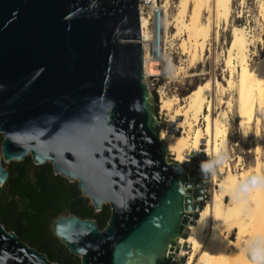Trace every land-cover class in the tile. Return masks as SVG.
<instances>
[{
	"label": "water",
	"instance_id": "water-1",
	"mask_svg": "<svg viewBox=\"0 0 264 264\" xmlns=\"http://www.w3.org/2000/svg\"><path fill=\"white\" fill-rule=\"evenodd\" d=\"M139 0H0L3 165L31 156L78 183L106 227L60 214L53 234L82 264L175 261L206 204L205 159L170 162L145 81ZM0 264H60L0 222Z\"/></svg>",
	"mask_w": 264,
	"mask_h": 264
},
{
	"label": "bare ground",
	"instance_id": "bare-ground-1",
	"mask_svg": "<svg viewBox=\"0 0 264 264\" xmlns=\"http://www.w3.org/2000/svg\"><path fill=\"white\" fill-rule=\"evenodd\" d=\"M233 1L178 0L176 14L172 19L168 17L166 22L168 28L170 26L176 28V33L170 35L168 31L166 44L178 36H186L182 38L180 44L182 53H189L190 59L198 60L199 55L209 47L208 41L214 39L217 34L219 10L230 14ZM243 3L245 0H242ZM206 6L209 8L208 15L204 22H200L199 13ZM261 6L264 10V1L261 2ZM141 24H146L144 18L141 19ZM230 30L231 40L226 50L230 76L223 79L227 82L228 88L237 93L240 133L248 136L256 125L254 164L239 168L241 157H238L236 165L230 158L221 161L222 153L228 148L229 110H232L234 101L223 99L222 102L227 103L229 110L217 107L215 91L221 87L219 81L207 79L198 84L185 97L184 103L176 95L167 97L164 91L161 95L163 101L160 109L169 110L170 121L177 124L170 132L161 131V139L167 145L169 153L174 155V160L190 164L194 158L190 153L193 151L197 134L195 127L203 115L206 136L203 153L213 162L211 182L215 188L212 199L206 202L198 218L186 227L187 237L184 242H180L181 255L187 248H192L188 264H264L263 120L257 114L258 105H264V56L259 54L258 49L252 53L251 47L256 46L257 41L246 25L235 24ZM258 55V59L252 63L253 56ZM150 60L155 63L153 71L155 76L163 73L159 67L160 63L145 55L143 56L145 80L149 76L146 62ZM226 88L224 87V90ZM233 231L236 232V239L230 237ZM250 249L254 254L252 258L249 254Z\"/></svg>",
	"mask_w": 264,
	"mask_h": 264
},
{
	"label": "rangeland",
	"instance_id": "rangeland-1",
	"mask_svg": "<svg viewBox=\"0 0 264 264\" xmlns=\"http://www.w3.org/2000/svg\"><path fill=\"white\" fill-rule=\"evenodd\" d=\"M264 0H245V3L242 4V0H234L231 5L230 14L229 12L224 10H219L218 12V20L219 26L216 28L217 34L214 39H210L208 41V48L204 50L201 55H199L198 60L190 59L191 57L189 53L183 54L180 44L182 42V38L184 39L186 36H178L177 38L169 41L168 48L166 50V59L164 61L163 75L160 78L159 84L165 87V90L162 89L169 96H178L182 99L184 103L185 97L200 83L204 82L207 79H212L215 82L219 81L221 83V87L216 89L215 91V104L219 109H227V103H223V99L225 101L231 100L234 101V106L231 107L230 111V125H229V138H228V148L227 151L222 153L221 161L224 159H233L232 162L234 165L238 164V157L242 158L241 165H252L255 162V148L257 141V130L256 125L252 129V133L250 135H242L240 133V129L238 126L239 114L237 109V93L235 90L228 88L227 82L224 80L230 76V67L227 66L226 57H227V44L231 40V28L233 25L238 26H247L249 30H251V35L257 41L256 46L251 47L252 53L255 50H259V54L264 56V10L261 6V2ZM170 10H169V18L172 19L177 11V3L178 0H169ZM208 6L204 8L202 12L199 13V21L204 22L206 16L208 15ZM170 35H174L176 33V28L174 26H170ZM260 41V42H259ZM188 54V55H187ZM258 56H253L252 63H254ZM196 62V64L194 63ZM149 70L148 75H155L153 72L155 70V63L153 60L146 62ZM179 67H182L180 69ZM159 68V67H158ZM179 68V69H178ZM238 76V73H236ZM225 77V78H224ZM224 78V79H223ZM223 84V85H222ZM223 87V88H222ZM224 87L226 88L224 90ZM223 89V90H222ZM220 90V91H218ZM222 90V91H221ZM224 91V93H223ZM221 93V94H220ZM156 97V96H155ZM162 98L158 99L157 106V119L161 124V131L170 132L172 129L176 128L177 124L170 121L171 113L169 110H161L160 107L162 105ZM165 101V99H164ZM230 108V109H231ZM257 114L262 118V128H263V136H262V144L264 145V105H258ZM197 134L194 139L193 151H189L191 156L194 155V158L198 160H204L206 163L207 170H203L202 172H206L208 174L209 186L206 191V201H210L212 199V193L215 188V185L211 182V172L213 167V162L211 158H207L203 153V147L206 143V136L204 134L205 129V121L204 116L201 115L200 120L198 121L196 127ZM204 138V139H203ZM164 142V141H163ZM168 160L170 162H175L174 155H168ZM192 161L190 162V164ZM245 163V164H244ZM9 164V163H7ZM7 168V167H6ZM8 169V168H7ZM2 188H0V191ZM83 194V193H82ZM84 198L90 199L87 196L83 195ZM90 204L92 201L90 199ZM93 205V204H92ZM109 204H104V206ZM103 206V207H104ZM110 206V205H109ZM97 211V210H96ZM232 239H236V232L233 231L230 234ZM25 242V241H24ZM187 252V254H186ZM192 252V248H187L183 255L178 254L176 259L177 262H183V264H188L189 256ZM189 253V254H188ZM250 257H254L252 249L249 250Z\"/></svg>",
	"mask_w": 264,
	"mask_h": 264
},
{
	"label": "trees",
	"instance_id": "trees-1",
	"mask_svg": "<svg viewBox=\"0 0 264 264\" xmlns=\"http://www.w3.org/2000/svg\"><path fill=\"white\" fill-rule=\"evenodd\" d=\"M158 102V98L156 97ZM3 136L0 135V147ZM3 165L9 170L0 191V222L38 251L60 264H82L81 258L53 234L51 224L60 214L95 219L100 229L107 225L111 207L96 211L85 199L77 181L55 174L51 163L34 164L32 157ZM264 262V256H263Z\"/></svg>",
	"mask_w": 264,
	"mask_h": 264
},
{
	"label": "built area",
	"instance_id": "built-area-1",
	"mask_svg": "<svg viewBox=\"0 0 264 264\" xmlns=\"http://www.w3.org/2000/svg\"><path fill=\"white\" fill-rule=\"evenodd\" d=\"M140 1V22L144 18L146 24L142 25V40L144 56L156 59L160 64L159 67L163 72L164 61L166 57V44L168 28L166 25L169 17L170 3L167 0H139ZM163 74L147 76V84L149 89L159 99L162 95V89L165 87L159 84L160 78ZM207 191V190H206ZM206 198V192H205ZM175 261H177V253H173Z\"/></svg>",
	"mask_w": 264,
	"mask_h": 264
},
{
	"label": "flooded vegetation",
	"instance_id": "flooded-vegetation-1",
	"mask_svg": "<svg viewBox=\"0 0 264 264\" xmlns=\"http://www.w3.org/2000/svg\"><path fill=\"white\" fill-rule=\"evenodd\" d=\"M107 223H108V222H107ZM105 227H106V226H105ZM105 227H104V228H105ZM104 228H102L101 230H103ZM49 260H50V259H49Z\"/></svg>",
	"mask_w": 264,
	"mask_h": 264
}]
</instances>
